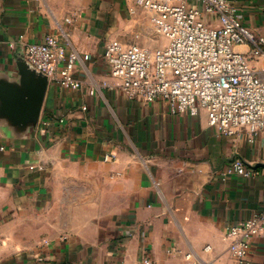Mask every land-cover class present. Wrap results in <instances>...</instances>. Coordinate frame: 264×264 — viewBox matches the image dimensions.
I'll use <instances>...</instances> for the list:
<instances>
[{"label":"crops","instance_id":"1","mask_svg":"<svg viewBox=\"0 0 264 264\" xmlns=\"http://www.w3.org/2000/svg\"><path fill=\"white\" fill-rule=\"evenodd\" d=\"M231 1L264 36V0ZM132 6L0 0V79L20 85L19 63L31 66L24 45L53 33L79 54L83 82L73 89L48 76L40 117L24 130L0 110V264H137L143 251L152 264H188L190 250L201 264H233L228 226L262 211L264 128L227 136L206 111L174 114L163 101L130 98L109 76L112 39L139 32L148 47L166 42L154 44V20L139 8L130 15ZM253 63L264 67V57ZM237 157L256 173L225 177ZM250 259L264 264V236Z\"/></svg>","mask_w":264,"mask_h":264},{"label":"built area","instance_id":"2","mask_svg":"<svg viewBox=\"0 0 264 264\" xmlns=\"http://www.w3.org/2000/svg\"><path fill=\"white\" fill-rule=\"evenodd\" d=\"M132 3V10L142 7L154 12L156 31L166 42L155 48L118 40L106 44L108 74L121 81L130 98L147 103L163 101L174 114L206 111L210 125L227 136L243 129L256 132L264 128V67L253 63L264 57V36L256 35L244 23L231 0ZM243 45L246 50L237 49ZM24 55L32 67L62 86L77 89L83 85L75 76L79 54L68 53V43L57 34L26 43ZM90 93L94 94L95 88H90ZM254 173L240 157L223 171L225 177ZM227 236L233 264H251L253 239L264 236V206L257 215L228 226ZM142 253L137 264H152L151 257ZM185 257L188 264L202 263L194 250Z\"/></svg>","mask_w":264,"mask_h":264},{"label":"water","instance_id":"3","mask_svg":"<svg viewBox=\"0 0 264 264\" xmlns=\"http://www.w3.org/2000/svg\"><path fill=\"white\" fill-rule=\"evenodd\" d=\"M19 68L20 85L0 79V110L1 117L12 126L24 130L35 125L40 117L48 76L28 65L23 59Z\"/></svg>","mask_w":264,"mask_h":264},{"label":"rangeland","instance_id":"4","mask_svg":"<svg viewBox=\"0 0 264 264\" xmlns=\"http://www.w3.org/2000/svg\"><path fill=\"white\" fill-rule=\"evenodd\" d=\"M136 8H139V9L144 10L145 13L147 14V16L149 17V19H152V20H153V14H152L149 10H147V9H145V8H142V7H136ZM136 8H135L133 11H129L130 15H133V13H136ZM137 10H138V9H137ZM155 32H156V31H155ZM139 35H140V33H139V32H138V33L136 32V34H135V36H134V39H133V40H129V41H123V40H120V39H112V40L122 41L123 43L140 42L141 44H143V45H145V46H149V45H147V44H144L143 41H141ZM155 37H157V39L155 38V40H156V41L154 42L155 45H158L161 41H163V38H162L161 35L158 34L157 32H156ZM161 46H162V45H161ZM150 47H151V46H150Z\"/></svg>","mask_w":264,"mask_h":264}]
</instances>
